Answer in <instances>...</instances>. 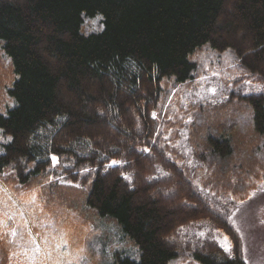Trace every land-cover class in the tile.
Segmentation results:
<instances>
[{
  "label": "trees",
  "instance_id": "16d2710c",
  "mask_svg": "<svg viewBox=\"0 0 264 264\" xmlns=\"http://www.w3.org/2000/svg\"><path fill=\"white\" fill-rule=\"evenodd\" d=\"M95 19L102 30L85 31ZM206 45L232 50L237 67L264 83V0H0V46L14 77V107L0 115V176L8 171L13 191L87 188V213L132 247L112 264H247L227 207L213 206L155 143L163 81L176 89L196 80L190 58ZM248 101L262 136L264 94ZM233 142L221 135L205 155L194 151L198 170L227 186L225 198L264 173L261 141ZM246 156L255 158L243 166Z\"/></svg>",
  "mask_w": 264,
  "mask_h": 264
},
{
  "label": "rangeland",
  "instance_id": "374dc122",
  "mask_svg": "<svg viewBox=\"0 0 264 264\" xmlns=\"http://www.w3.org/2000/svg\"><path fill=\"white\" fill-rule=\"evenodd\" d=\"M99 27V19H95L88 21L84 29L96 32L102 30ZM190 59L200 65L196 80L176 89L168 80L161 85L162 99L153 115L160 123L155 143L169 159L193 175L195 187L213 206L227 207L228 219L241 238L244 261L264 264V173L259 181L253 178L256 185L252 190L231 193L225 198L227 186L214 180V176L209 180L207 174L199 171L194 156L195 149L205 155L207 140L221 135L231 137L235 149L242 139L249 142L253 135L256 142L261 141L259 147L263 150L264 135L254 134L248 97L264 94V83L253 82V74L237 67L232 50L218 52L206 45ZM11 72L0 46V115L14 107L8 95L14 83ZM6 141L0 134V144ZM254 158L246 156L241 165L248 166ZM9 175L5 171L0 176V221L4 222L0 226V258H6L8 264H112L117 253L124 252L130 257L128 250L132 247L98 217L87 213L83 200L87 188L64 183L13 191L4 178ZM81 212L86 214L85 218ZM96 228L111 231V239L98 240L101 234ZM12 230L15 237L10 235ZM33 238L41 248L40 253L32 251ZM57 244L61 247L57 248ZM106 244L110 247L106 248ZM171 264L197 263L181 257Z\"/></svg>",
  "mask_w": 264,
  "mask_h": 264
},
{
  "label": "snow or ice",
  "instance_id": "6c2138e0",
  "mask_svg": "<svg viewBox=\"0 0 264 264\" xmlns=\"http://www.w3.org/2000/svg\"><path fill=\"white\" fill-rule=\"evenodd\" d=\"M211 91H213V92H215V89H212ZM154 116H155V114H153ZM0 131H2V130H0ZM11 139H12V137H8V141H11ZM146 150V149H145ZM52 161H53V164H55V163H57L58 162V158L57 157H55V156H53L52 158ZM113 164H117V163H119L118 161H113L112 162ZM3 221H0V226H2L3 225ZM10 235L12 236V237H15V235H16V232H15V230H12L11 232H10ZM201 235H203V233H201ZM44 242L45 243H47V238H44ZM32 243L35 245V247L32 249V251L33 252H35V253H40L41 252V248H40V246L38 245V244H36V241H35V239L33 238L32 239ZM65 244H66V241L64 242ZM59 247H61V245L60 244H57V248H59ZM225 251L226 252H231V248L230 247H225Z\"/></svg>",
  "mask_w": 264,
  "mask_h": 264
}]
</instances>
